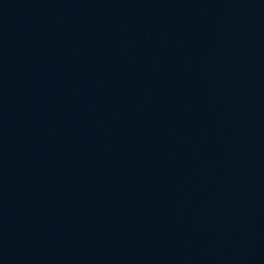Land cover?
<instances>
[{
    "label": "water",
    "instance_id": "water-1",
    "mask_svg": "<svg viewBox=\"0 0 264 264\" xmlns=\"http://www.w3.org/2000/svg\"><path fill=\"white\" fill-rule=\"evenodd\" d=\"M0 264H264V0H0Z\"/></svg>",
    "mask_w": 264,
    "mask_h": 264
}]
</instances>
